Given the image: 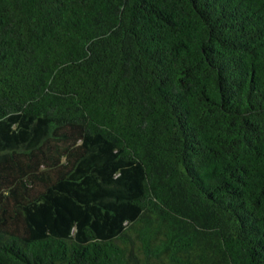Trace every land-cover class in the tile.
<instances>
[{"label": "trees", "instance_id": "16d2710c", "mask_svg": "<svg viewBox=\"0 0 264 264\" xmlns=\"http://www.w3.org/2000/svg\"><path fill=\"white\" fill-rule=\"evenodd\" d=\"M0 264H264V0H0Z\"/></svg>", "mask_w": 264, "mask_h": 264}]
</instances>
